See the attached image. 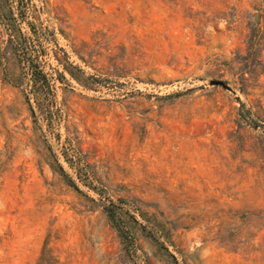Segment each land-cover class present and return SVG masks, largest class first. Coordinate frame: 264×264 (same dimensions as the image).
<instances>
[{"label":"rangeland","instance_id":"obj_1","mask_svg":"<svg viewBox=\"0 0 264 264\" xmlns=\"http://www.w3.org/2000/svg\"><path fill=\"white\" fill-rule=\"evenodd\" d=\"M30 2L0 14V264H264V0Z\"/></svg>","mask_w":264,"mask_h":264},{"label":"trees","instance_id":"obj_2","mask_svg":"<svg viewBox=\"0 0 264 264\" xmlns=\"http://www.w3.org/2000/svg\"><path fill=\"white\" fill-rule=\"evenodd\" d=\"M7 1H10V0H0V14L2 12H4V8H6V5H7ZM12 1L14 2H17V9L19 10V13L21 14V16H27L29 10H30V4H31V0H11V3L12 4ZM12 6V5H11ZM8 9L9 10H6L7 11H10L12 12V7L8 6Z\"/></svg>","mask_w":264,"mask_h":264}]
</instances>
